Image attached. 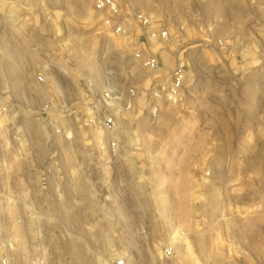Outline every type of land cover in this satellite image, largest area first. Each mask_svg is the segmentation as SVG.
<instances>
[{
	"label": "rangeland",
	"instance_id": "1",
	"mask_svg": "<svg viewBox=\"0 0 264 264\" xmlns=\"http://www.w3.org/2000/svg\"><path fill=\"white\" fill-rule=\"evenodd\" d=\"M94 1L1 0L0 102L19 120L0 134V251L9 264H103L123 254L129 264H264V0H122L172 30L175 59L191 64L183 103L124 123L128 202L114 211L129 218L71 217L76 207L46 205L34 189L32 169L48 155L33 115L46 99L35 75L118 77L131 56L103 32ZM20 130L33 158L17 154ZM168 244L175 258L164 257Z\"/></svg>",
	"mask_w": 264,
	"mask_h": 264
},
{
	"label": "built area",
	"instance_id": "2",
	"mask_svg": "<svg viewBox=\"0 0 264 264\" xmlns=\"http://www.w3.org/2000/svg\"><path fill=\"white\" fill-rule=\"evenodd\" d=\"M93 8L102 19L103 32L129 46L130 59L118 77L108 71L100 77H104L102 81L87 77L74 84L67 72L56 76L51 68L35 75L34 83L45 90L46 99L33 115L46 126L42 131L48 155L32 171L39 177L34 189L43 194L46 205L74 206L79 214L71 217L84 215L100 221L129 216L114 211L117 203L124 207L128 202L127 182L123 181L128 176L119 174L131 167L130 152L123 146L124 123L136 111L156 119L165 106L181 105L191 64L188 59H175L171 49L174 34L167 23L146 11L126 10L122 0H95ZM2 17L0 0V21ZM18 117L19 112L13 113L12 107L0 102V134L6 122L14 125ZM79 134H89L81 147L76 143ZM15 139L19 158H33L29 132L20 130ZM106 205H110L109 215L102 213ZM163 254L166 259L175 258L176 249L168 244ZM0 264H9L1 251ZM103 264H129V258L123 254L115 260L107 258Z\"/></svg>",
	"mask_w": 264,
	"mask_h": 264
},
{
	"label": "bare ground",
	"instance_id": "3",
	"mask_svg": "<svg viewBox=\"0 0 264 264\" xmlns=\"http://www.w3.org/2000/svg\"><path fill=\"white\" fill-rule=\"evenodd\" d=\"M44 128L46 129V126H45V125H43V129H44ZM28 129H29V128H28ZM35 129H36V128H35ZM35 129H34V130H35ZM32 130H33V129H32ZM32 133H33V131H32ZM36 133H37V132H36ZM34 134H35V133H34ZM95 137H97V136L95 135ZM117 258H118V256H117V257H114L112 260H115V259H117Z\"/></svg>",
	"mask_w": 264,
	"mask_h": 264
},
{
	"label": "crops",
	"instance_id": "4",
	"mask_svg": "<svg viewBox=\"0 0 264 264\" xmlns=\"http://www.w3.org/2000/svg\"><path fill=\"white\" fill-rule=\"evenodd\" d=\"M125 212H126L125 209H123V210L121 209V210H120V213H121V214H125Z\"/></svg>",
	"mask_w": 264,
	"mask_h": 264
}]
</instances>
